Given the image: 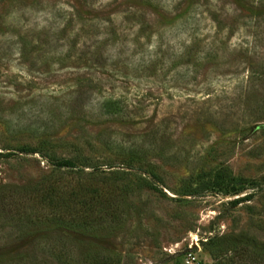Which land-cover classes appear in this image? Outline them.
Returning <instances> with one entry per match:
<instances>
[{"label": "rangeland", "instance_id": "1", "mask_svg": "<svg viewBox=\"0 0 264 264\" xmlns=\"http://www.w3.org/2000/svg\"><path fill=\"white\" fill-rule=\"evenodd\" d=\"M87 185L125 188L118 231L13 220ZM234 242L264 259V0H0V264H230Z\"/></svg>", "mask_w": 264, "mask_h": 264}, {"label": "trees", "instance_id": "2", "mask_svg": "<svg viewBox=\"0 0 264 264\" xmlns=\"http://www.w3.org/2000/svg\"><path fill=\"white\" fill-rule=\"evenodd\" d=\"M118 104L119 102L116 99L107 98L99 103V108L105 111V115H117L118 111L112 110L109 106H118ZM27 151L34 150L29 148ZM131 154V161L142 156L139 151H131ZM54 160L55 164L60 167H77V171H83L73 158H55ZM116 186L102 189L101 187L87 185L83 190L69 191L66 196L68 203L65 205L63 204L65 198L58 186H51L48 189L47 187H41L35 192L34 196V198H37L38 204L40 203L39 210L36 212L28 211L25 215L23 212L22 216L16 211V217L13 220L16 221L18 226L28 225L33 226V228L54 227L62 224V226L83 232L95 233L101 230L114 233L124 225L127 219V210L123 205L124 201L127 200V193L124 187ZM82 191L83 193L80 194ZM218 240L221 241L219 238ZM223 242L221 241L217 248L209 249L210 254L214 255V259L221 257L226 250ZM247 245L242 242L233 243L231 248L233 255L230 264H244L242 262L244 256L247 257L249 264H264V259L259 256V253L256 252L253 256L248 254L256 250H250V246ZM20 257L12 259L10 264H22L20 262L22 258ZM160 263L162 262L159 261L156 264ZM217 264L223 263L218 260Z\"/></svg>", "mask_w": 264, "mask_h": 264}, {"label": "built area", "instance_id": "3", "mask_svg": "<svg viewBox=\"0 0 264 264\" xmlns=\"http://www.w3.org/2000/svg\"><path fill=\"white\" fill-rule=\"evenodd\" d=\"M189 256H190V254H189ZM186 264H192V261H191V259L189 260V259H187L186 260Z\"/></svg>", "mask_w": 264, "mask_h": 264}]
</instances>
